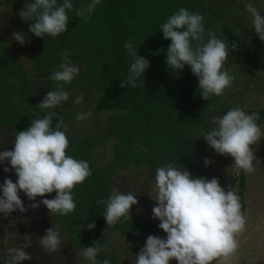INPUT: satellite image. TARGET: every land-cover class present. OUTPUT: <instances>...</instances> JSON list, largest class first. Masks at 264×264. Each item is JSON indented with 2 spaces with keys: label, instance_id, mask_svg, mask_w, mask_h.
Listing matches in <instances>:
<instances>
[{
  "label": "trees",
  "instance_id": "1",
  "mask_svg": "<svg viewBox=\"0 0 264 264\" xmlns=\"http://www.w3.org/2000/svg\"><path fill=\"white\" fill-rule=\"evenodd\" d=\"M5 1L30 41L28 56L33 70L31 75H26L17 53L0 40V126L9 127L13 139L16 132L30 126L34 114H40L37 104L55 88V82L48 77L67 50L68 59L79 67L80 73L66 86L70 92L68 101L55 111L67 128V154L88 161L92 175L73 189L75 211L63 217L54 216V222L67 232L74 248L95 242L103 247L98 260L128 264L106 250L110 246L106 239L113 233L119 232L128 241L124 253L133 258L148 235L166 234L157 227L158 223L133 216L132 209L129 218L108 227L102 216L104 206L96 201L107 199L117 183L118 171L132 167L146 168L154 178L157 167L173 163L186 167L195 177H205L208 168L203 160L210 157V151L204 139L199 138V130L211 126L212 116L235 107L227 96L228 89L223 96L204 100L198 93L197 78L187 67L178 77L170 72L165 64L170 41L162 38L160 25L181 7L199 12L204 17L206 31H214L230 45L236 43L224 64L234 77L238 68L264 66V42L246 28L248 1L101 0L95 12L84 18L77 15V9L86 0H75L74 9L68 13V29L56 38L47 35L39 38L27 32L28 23L17 15L25 0ZM241 9L243 12H238ZM128 40L134 42L138 55L150 61L144 79L140 78L135 88L120 87L132 62L123 47ZM76 96L83 97L80 105L73 103ZM242 109L257 112L258 123L264 125V109ZM81 110H90L92 121L101 122L102 127L79 131L84 136L75 134L74 123H78L75 114ZM105 144L112 147V157L105 165L97 166L92 160L93 153ZM239 179L243 188L246 182L243 171L231 183ZM91 220L95 221L94 229L83 227Z\"/></svg>",
  "mask_w": 264,
  "mask_h": 264
},
{
  "label": "clouds",
  "instance_id": "2",
  "mask_svg": "<svg viewBox=\"0 0 264 264\" xmlns=\"http://www.w3.org/2000/svg\"><path fill=\"white\" fill-rule=\"evenodd\" d=\"M101 0H86L77 9V15L91 16ZM75 0H25L17 15L28 23L27 32L36 37H59L68 29V13L74 9ZM250 28L264 42V15L249 2L245 5ZM4 12L0 0V14ZM204 17L196 11L181 7L160 25L164 40L170 41L165 64L177 77L187 67L197 78L198 93L202 99L223 96L233 82V76L224 67L229 53L235 50L219 38L214 31L205 29ZM27 34L11 33V40L24 45ZM30 42V41H29ZM132 62L127 75L121 79L120 87L137 86L140 78L150 67V61L138 55L132 40L124 42ZM65 50L62 61L48 79L55 88L48 91L37 104V111L30 126L16 132L12 148L0 150V165L5 173L14 172L16 180L6 177L0 183V216L7 218L17 210L25 213L28 208L36 209L42 204L51 216H67L76 209L73 189L92 175L88 161L67 154L69 138L64 121L55 111L68 101L66 88L79 75V67L73 63ZM82 96L73 103L80 105ZM92 116L90 110L77 111L76 121H85ZM57 121L53 124V121ZM257 112H247L241 107L229 108L222 115L211 117V126L199 130L214 153L233 159L234 166L245 173L255 171L256 149L264 139V126L258 121ZM255 146V147H254ZM212 161L205 157L203 165ZM10 166V167H9ZM21 193L29 204L26 206ZM55 193L52 198L49 194ZM154 201L152 218L158 220L157 227L166 235H148L143 247L135 253L131 264H239L241 242L238 239L246 227L240 197L231 190L225 191L216 177H195L184 166L167 163L155 169L149 189ZM37 197L41 199L37 201ZM97 205L104 206L103 218L108 227L130 217L132 206L138 205L135 190L123 191L113 186L106 200L99 199ZM88 230L96 227L91 220L83 225ZM64 243V234L57 223L45 229L37 244L48 253L57 252ZM32 239L24 235L23 242L18 232L0 236V264H23L32 260L26 251ZM103 247L97 243L81 247L79 257L82 264H110L109 259L98 260Z\"/></svg>",
  "mask_w": 264,
  "mask_h": 264
},
{
  "label": "rangeland",
  "instance_id": "3",
  "mask_svg": "<svg viewBox=\"0 0 264 264\" xmlns=\"http://www.w3.org/2000/svg\"><path fill=\"white\" fill-rule=\"evenodd\" d=\"M247 1L248 3H254L259 10L264 12V0ZM3 6L4 12L0 14V40L5 42L8 48L17 53L18 60L22 63L25 74L31 75L33 64L28 56L29 41L26 40L25 44L21 45L11 40V33L13 31H24L20 29L21 25L17 21L18 17L12 14L13 11L5 0H3ZM238 12L242 13L243 10L241 9ZM246 28L248 31H253L250 28V21L246 25ZM227 96L234 101L233 106L235 107H246L248 110L253 109L255 111L264 109V66L238 68L235 71L232 85L227 91ZM100 127H102L101 122H93L90 118L86 121L75 122L73 130L78 136H84V133H80L79 131H90L91 129L94 130ZM13 141L12 130L9 127L0 126V150H10L13 146ZM209 151V159L212 163L207 167L208 171L204 173V176L209 179L216 177L225 191H234L239 197L242 194V201L240 200V202L242 211L246 217V227L244 232L238 237L241 242L239 264H264V139H261L255 152V156L258 158V161H254L255 171L252 173L244 172L246 182L243 188H241L240 179L235 184L231 183L232 178L234 176H240L242 171L234 166L233 159L214 153L210 147ZM112 153V147L110 145L105 144L99 146L93 153L92 160L97 166H103L112 157ZM5 163L7 164V162ZM6 177L11 178L13 181L16 180V176L11 169L6 173ZM115 178L117 182L115 186L121 190H135L137 192L138 205L132 206V210L135 211L132 215L154 224L159 223L158 220L152 218L151 209L154 206V201L150 199L149 189L154 178L150 177L149 171L146 168L132 167L127 170L118 171L115 174ZM21 199L26 206L29 204L22 193ZM40 199V197H37V201ZM38 208L40 209L42 217H44L43 220H50L52 224L55 220V215L51 216L49 210L42 204ZM35 210L28 208L27 211L34 212ZM13 215L12 213L10 217L14 219ZM16 215L19 219L20 215L18 213ZM7 219L8 217H3L0 220H4L6 223L8 222ZM12 226L13 224L11 228ZM11 228L7 231L14 230V232H17L15 227ZM61 230L64 234V243L56 252L59 254L55 256H60L58 260L61 264H82L81 258L78 255L80 249H76L70 244L68 234L64 231L63 227H61ZM3 235L4 232L0 236ZM106 241L110 243V246L106 247V250H108L111 256H115L128 264H131L130 260L135 259L125 256L124 248L128 245V241L119 232L113 233L111 238L106 239ZM170 264H176V261L173 260Z\"/></svg>",
  "mask_w": 264,
  "mask_h": 264
},
{
  "label": "flooded vegetation",
  "instance_id": "4",
  "mask_svg": "<svg viewBox=\"0 0 264 264\" xmlns=\"http://www.w3.org/2000/svg\"><path fill=\"white\" fill-rule=\"evenodd\" d=\"M7 166V164L0 165V183L5 179L6 173L3 171V168ZM2 170V171H1ZM26 211L25 213H20L18 210L16 212H13L14 219L10 217L8 218V222H4V220H0V231L1 233L4 232V235L6 233L14 232L7 231L11 228V225L13 224L12 228L15 227L17 232L19 233V239L21 242H23L24 235H29L32 239L31 247L26 249L27 252H29L32 255V260L30 261H24L23 264H61V262L58 260L60 256L56 257L55 255L59 253H48L41 249L39 245L37 244V239L40 235H42L45 231V229L51 227L50 220L45 221L43 220L44 217H42L40 209L36 208L34 212ZM19 214V219L16 217V214ZM11 228V229H12ZM4 231H3V230ZM0 233V235H1Z\"/></svg>",
  "mask_w": 264,
  "mask_h": 264
},
{
  "label": "crops",
  "instance_id": "5",
  "mask_svg": "<svg viewBox=\"0 0 264 264\" xmlns=\"http://www.w3.org/2000/svg\"><path fill=\"white\" fill-rule=\"evenodd\" d=\"M3 182V181H2ZM23 198V197H22ZM9 219H10V216L8 217ZM0 219H3V217L2 216H0Z\"/></svg>",
  "mask_w": 264,
  "mask_h": 264
}]
</instances>
